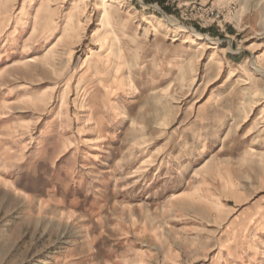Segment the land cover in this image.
Here are the masks:
<instances>
[{
	"label": "rangeland",
	"instance_id": "rangeland-1",
	"mask_svg": "<svg viewBox=\"0 0 264 264\" xmlns=\"http://www.w3.org/2000/svg\"><path fill=\"white\" fill-rule=\"evenodd\" d=\"M259 68L264 0H0V264H264Z\"/></svg>",
	"mask_w": 264,
	"mask_h": 264
},
{
	"label": "bare ground",
	"instance_id": "bare-ground-1",
	"mask_svg": "<svg viewBox=\"0 0 264 264\" xmlns=\"http://www.w3.org/2000/svg\"><path fill=\"white\" fill-rule=\"evenodd\" d=\"M101 1V0H100ZM260 1V0H259ZM260 8V7H259ZM106 11H107V8H106V6H104L103 4H98L97 6H96V13L98 14V13H101L102 14V16H101V19H100V24H99V26H103V23L107 20V18H108V13H106ZM242 19V18H241ZM91 21V20H90ZM172 22H173V24L175 25V26H178L179 28H183V29H186V28H184V27H182V26H180L179 24H178V22H176L175 20L173 21V20H171ZM155 23H156V21H155V19L154 18H152V17H147V18H145V20H144V24H145V26H147L148 28H153L154 26H155ZM197 35V37L199 36V38L201 37V35H198V34H196ZM214 45V44H213ZM214 47L213 46H211V45H208L207 46V48H204L203 50H204V52L203 53H205V51H207V49H213ZM202 49V48H201ZM58 50V49H57ZM53 51V50H52ZM215 65H217V67H214V68H211V69H209V71H208V73H209V77H207L206 78V82H205V86H206V88H208V87H210V86H212V83H213V81L214 80H219V79H221L223 76H224V74L226 73L225 71H224V67H223V65L222 64H215ZM259 71L261 72V73H264V69H262V68H259ZM231 73H235V72H231Z\"/></svg>",
	"mask_w": 264,
	"mask_h": 264
}]
</instances>
